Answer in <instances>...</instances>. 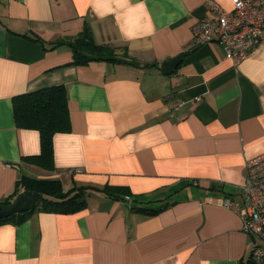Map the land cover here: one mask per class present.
I'll use <instances>...</instances> for the list:
<instances>
[{
    "label": "crops",
    "instance_id": "crops-1",
    "mask_svg": "<svg viewBox=\"0 0 264 264\" xmlns=\"http://www.w3.org/2000/svg\"><path fill=\"white\" fill-rule=\"evenodd\" d=\"M208 1L0 0V202L27 175L65 191L125 187L173 203L145 217L90 190L77 213L0 224V264L247 261L253 239L224 201L241 200L246 164L264 154V44L238 65L219 43L196 46L192 28L211 15ZM85 25L96 44L116 48L115 60L69 65L71 49L27 37L48 46ZM58 85L71 131L55 135L48 171L23 160L40 154L41 139L17 127L13 99Z\"/></svg>",
    "mask_w": 264,
    "mask_h": 264
},
{
    "label": "trees",
    "instance_id": "trees-1",
    "mask_svg": "<svg viewBox=\"0 0 264 264\" xmlns=\"http://www.w3.org/2000/svg\"><path fill=\"white\" fill-rule=\"evenodd\" d=\"M27 37L40 42L48 51L55 50L60 46L68 47L74 56V61L69 65H87L91 61L115 60L116 48L96 44L88 25H85L83 31L77 37L60 39L49 43L48 46L45 41L37 36ZM13 108L17 127L36 130L40 133V154L25 157L23 160L26 163L52 171L54 169V137L58 133H69L71 131L66 87L64 85L50 86L18 95L13 99ZM211 189L224 191L225 187L224 185H214ZM22 190L34 193L37 197L36 206L26 213H18L5 218L0 221V224L24 222L36 212L77 213L87 208V194L90 190L102 192L114 200L130 202L131 210L145 217L157 216L173 204L165 202L159 205L161 201L134 195L125 187L106 186L103 189H96L75 186L65 191L60 180L23 175L16 183L14 193L0 202V205H9L12 199L18 196ZM240 264L254 263L250 256L247 261H241Z\"/></svg>",
    "mask_w": 264,
    "mask_h": 264
},
{
    "label": "built area",
    "instance_id": "built-area-1",
    "mask_svg": "<svg viewBox=\"0 0 264 264\" xmlns=\"http://www.w3.org/2000/svg\"><path fill=\"white\" fill-rule=\"evenodd\" d=\"M232 2L234 9L227 12L209 0L211 15L197 21L192 34L196 46L219 43L226 59L238 65L264 44V0ZM245 172V183L238 189L241 200L227 198L224 205L240 216L243 231L252 237L253 263L264 264V154L248 161Z\"/></svg>",
    "mask_w": 264,
    "mask_h": 264
},
{
    "label": "water",
    "instance_id": "water-1",
    "mask_svg": "<svg viewBox=\"0 0 264 264\" xmlns=\"http://www.w3.org/2000/svg\"><path fill=\"white\" fill-rule=\"evenodd\" d=\"M37 204L34 193L24 191L20 193L9 205H0V221L14 214L26 213Z\"/></svg>",
    "mask_w": 264,
    "mask_h": 264
},
{
    "label": "rangeland",
    "instance_id": "rangeland-1",
    "mask_svg": "<svg viewBox=\"0 0 264 264\" xmlns=\"http://www.w3.org/2000/svg\"><path fill=\"white\" fill-rule=\"evenodd\" d=\"M66 190H68V188Z\"/></svg>",
    "mask_w": 264,
    "mask_h": 264
}]
</instances>
